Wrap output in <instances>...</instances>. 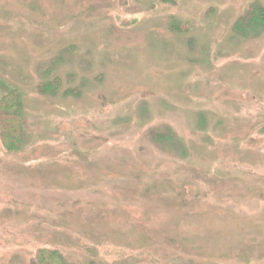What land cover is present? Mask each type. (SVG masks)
Masks as SVG:
<instances>
[{
  "label": "rangeland",
  "instance_id": "1",
  "mask_svg": "<svg viewBox=\"0 0 264 264\" xmlns=\"http://www.w3.org/2000/svg\"><path fill=\"white\" fill-rule=\"evenodd\" d=\"M256 3L0 0L23 123L0 264H264V29L234 30Z\"/></svg>",
  "mask_w": 264,
  "mask_h": 264
},
{
  "label": "trees",
  "instance_id": "2",
  "mask_svg": "<svg viewBox=\"0 0 264 264\" xmlns=\"http://www.w3.org/2000/svg\"><path fill=\"white\" fill-rule=\"evenodd\" d=\"M262 29H264V6L256 3L252 4L247 15L242 16L238 19L234 30L236 32L242 33V35H254L258 34ZM48 71L49 73H52L51 68ZM59 86L60 79L56 78L53 81L45 80L40 82L38 84V89L44 90L45 92L50 91L49 89H51L52 91L50 92L55 93L58 90ZM3 89L5 90V92L0 96L1 136L6 148H16L19 144L18 140H20L23 131V123L21 122L22 120L20 118V103L22 102V92L19 88L11 86L9 84L3 85ZM171 134L168 133L169 136L161 138H170L173 136V134L172 136ZM37 256L41 259L42 264H68L63 260L58 251L40 249L37 253Z\"/></svg>",
  "mask_w": 264,
  "mask_h": 264
}]
</instances>
